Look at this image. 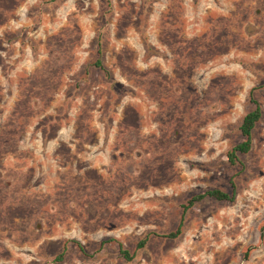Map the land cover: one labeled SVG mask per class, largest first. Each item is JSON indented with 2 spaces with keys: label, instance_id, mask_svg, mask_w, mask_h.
I'll list each match as a JSON object with an SVG mask.
<instances>
[{
  "label": "rangeland",
  "instance_id": "1",
  "mask_svg": "<svg viewBox=\"0 0 264 264\" xmlns=\"http://www.w3.org/2000/svg\"><path fill=\"white\" fill-rule=\"evenodd\" d=\"M0 264H264V0H0Z\"/></svg>",
  "mask_w": 264,
  "mask_h": 264
},
{
  "label": "trees",
  "instance_id": "2",
  "mask_svg": "<svg viewBox=\"0 0 264 264\" xmlns=\"http://www.w3.org/2000/svg\"><path fill=\"white\" fill-rule=\"evenodd\" d=\"M94 65L101 69L104 70L103 64L99 59H97L94 63ZM250 99L254 104V108L247 112L241 121V124L239 126V131L241 134V137L243 140L232 147V149L227 153L228 161L230 163H236L238 162V155H244L249 152L251 149L252 145V131L258 122V120L261 117V109L259 103L253 98L252 91L249 93ZM204 197H211L216 200H227V201H232L233 199V194L226 193L224 191L218 190V189H212V190H207L203 194L196 195L192 197L191 199L188 200L187 204L183 206V209H186L188 206H191L194 202L201 200ZM180 227H181V222L178 225V228L174 232H170L166 235V237H171L174 238L176 237L179 232H180ZM146 243V238L143 239L138 243V247L141 248L145 245ZM119 253L120 255L126 260L129 261L133 258V255L130 254L128 250L123 248L121 245H119ZM58 259L61 258V254L57 257Z\"/></svg>",
  "mask_w": 264,
  "mask_h": 264
}]
</instances>
